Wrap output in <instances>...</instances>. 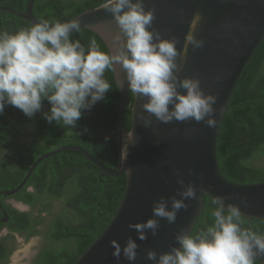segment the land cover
I'll list each match as a JSON object with an SVG mask.
<instances>
[{"label": "trees", "instance_id": "1", "mask_svg": "<svg viewBox=\"0 0 264 264\" xmlns=\"http://www.w3.org/2000/svg\"><path fill=\"white\" fill-rule=\"evenodd\" d=\"M13 8L25 12L29 0H10ZM102 0H37L34 14L40 20L67 22ZM32 24L13 13L0 12V31L15 32ZM95 38L102 51H108L104 40L94 31L81 29L72 35L87 46ZM111 85L105 98L85 110L76 128L51 124L43 113L51 105L43 102L33 117L6 105L0 114V192L17 188L33 163L44 153L65 145H81L112 169L120 160L118 120L121 94L114 71H106ZM134 95L126 112V125L131 128ZM217 157L222 175L233 183L264 181V41L248 63L223 117L217 144ZM127 176H111L84 154L67 150L44 159L13 198L30 206L23 211L2 204L9 221H0V264H9L16 250L17 234L26 240L43 239L31 264H75L100 237L113 220L125 194ZM58 202V205L55 202ZM205 198V208L191 234L212 223L210 211L215 206ZM1 206V205H0ZM5 213L0 207V220ZM245 227L264 234V219L247 218ZM255 264H264L255 260Z\"/></svg>", "mask_w": 264, "mask_h": 264}, {"label": "clouds", "instance_id": "2", "mask_svg": "<svg viewBox=\"0 0 264 264\" xmlns=\"http://www.w3.org/2000/svg\"><path fill=\"white\" fill-rule=\"evenodd\" d=\"M101 8L112 14L119 29L108 51H102L95 38L87 46L72 39V33L80 30L78 20H41L15 32L0 31V114L6 105H12L33 117L47 100L50 111L43 115L48 123L76 128L84 111L105 98L111 89L105 72L115 71L119 64L126 73L130 93L146 100L142 105L149 114V118L142 116L145 127L151 126L153 115L162 123L194 119L215 127L214 105L218 98L205 94L198 77L181 79L177 75L181 69L178 58L182 56L177 47L179 40L174 36L163 38L150 27L155 9L145 10L144 0H102ZM201 19L200 13L194 14L184 38V53L189 46H204L205 41L195 35ZM128 138H133L132 131ZM127 154L125 144L121 161ZM190 174L194 175V170ZM177 176L180 198L161 197L153 204V218L128 225L137 231L140 240L147 239V230L153 236L158 234L159 221L155 217L166 218L172 224L179 210L188 207L185 200L197 198L194 182L185 184L179 173ZM241 202L247 206L246 201ZM211 203L215 207L209 213L210 225L194 235L182 228L175 236L179 247H171L159 258L156 251L149 250L146 258L155 264H255L258 257L264 256V234L244 226L239 205L225 206L223 196L213 198ZM111 244L118 261L121 253L128 261L136 260L139 245L132 237L123 248L118 241Z\"/></svg>", "mask_w": 264, "mask_h": 264}, {"label": "water", "instance_id": "3", "mask_svg": "<svg viewBox=\"0 0 264 264\" xmlns=\"http://www.w3.org/2000/svg\"><path fill=\"white\" fill-rule=\"evenodd\" d=\"M36 1L29 0L25 12L12 8L3 10L34 24L41 21L34 14ZM144 4L145 10L155 9V19L150 27L159 31L163 38L174 36L179 40L177 47L182 56L178 58L181 69L177 75L181 79L198 77L205 94L211 93L218 98L214 105L217 109V124L209 127L205 122L194 119L162 123L153 115L151 126L145 127L142 116L149 118V114L142 105L146 100L134 96L132 123L128 129L126 112L130 91L126 73L117 64L114 77L121 94L118 145L120 156L123 146L128 145L126 160L120 159L118 168L112 169L87 148L65 145L42 154L17 188L0 192L1 205L2 196L9 198L17 194L44 159L67 150L81 152L111 176L126 175L125 194L113 220L75 264H155L146 258L147 252L154 250L159 258L161 253L170 251L171 247H179L175 240L176 234L182 228L192 232L205 208L207 196L211 199L223 196L226 198L225 206L227 203L237 204L243 216L264 219V181L241 184L230 182L222 175L217 157L218 135L223 117L248 63L264 41V0H144ZM197 12L202 19L195 35L205 41V44L202 48L195 49L189 46L184 53V38ZM72 20L80 22V30L89 29L97 33L108 49L113 47L112 38L119 29L112 14L102 9L101 5L86 10L69 21ZM74 33L76 32L72 35ZM131 131L133 138L129 139L128 132ZM191 170H194V175L190 174ZM177 173L183 177L185 184L194 182L197 198L185 200L188 207L179 210L177 219L172 224L166 218L155 217L159 221L158 234L153 236L151 230H147V239L140 240L137 231L130 229L128 225L153 218V204L161 197L180 198L177 190L181 186L177 183ZM242 200L247 202V206ZM19 205L30 209L22 202ZM1 208L5 216L0 221L6 223L9 216L2 205ZM129 237L139 245L137 258L135 261H128L121 253L118 261L113 256L114 247L111 242L118 241L123 248ZM256 260L264 262V256Z\"/></svg>", "mask_w": 264, "mask_h": 264}, {"label": "rangeland", "instance_id": "4", "mask_svg": "<svg viewBox=\"0 0 264 264\" xmlns=\"http://www.w3.org/2000/svg\"><path fill=\"white\" fill-rule=\"evenodd\" d=\"M11 201L13 202V204H16L15 201ZM55 204L58 205V202L56 201ZM19 207V209L23 211L27 210L25 208H22V205H19ZM42 239L43 238L41 236H38L26 240L24 237L18 235L16 250L13 252L12 259L9 264H31L33 257L38 251V246L41 245Z\"/></svg>", "mask_w": 264, "mask_h": 264}, {"label": "flooded vegetation", "instance_id": "5", "mask_svg": "<svg viewBox=\"0 0 264 264\" xmlns=\"http://www.w3.org/2000/svg\"><path fill=\"white\" fill-rule=\"evenodd\" d=\"M10 1V0H9ZM8 1H4V0H0V12H4L5 10H3V8H12V9H15V8H13V6L12 5H9L8 3H7ZM17 10V9H16ZM5 12H7V11H5ZM10 13V12H9ZM11 200H13V201H15L16 202V204H13V202L11 201ZM20 202H22L24 205H27V206H29L28 204H26V203H24L23 201H20V200H17V199H15V198H13V197H9L7 200H6V203H8V204H12L14 207L16 206V208H20L19 207V205H18V203L20 204ZM1 205L3 206V204H2V201H1ZM1 207V206H0ZM30 207V206H29ZM3 208H4V206H3ZM2 209V208H1ZM5 209V208H4ZM3 210V209H2ZM21 210V209H20ZM9 230L7 229V228H4L1 232H0V236L1 235H5V234H7V232H8ZM19 234H17V236H18ZM11 259H12V256H11Z\"/></svg>", "mask_w": 264, "mask_h": 264}, {"label": "bare ground", "instance_id": "6", "mask_svg": "<svg viewBox=\"0 0 264 264\" xmlns=\"http://www.w3.org/2000/svg\"><path fill=\"white\" fill-rule=\"evenodd\" d=\"M15 262V261H14Z\"/></svg>", "mask_w": 264, "mask_h": 264}]
</instances>
